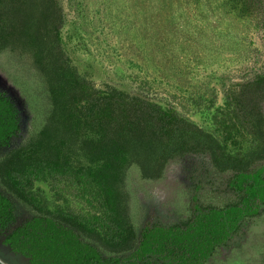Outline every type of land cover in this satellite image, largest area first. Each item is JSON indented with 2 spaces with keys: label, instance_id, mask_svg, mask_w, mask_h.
Instances as JSON below:
<instances>
[{
  "label": "rangeland",
  "instance_id": "obj_1",
  "mask_svg": "<svg viewBox=\"0 0 264 264\" xmlns=\"http://www.w3.org/2000/svg\"><path fill=\"white\" fill-rule=\"evenodd\" d=\"M55 1L63 12L61 49L83 79L175 110L210 150L169 159L158 178L132 165L123 182L105 192L91 186L87 198L100 194L123 206L133 244L145 228L183 224L198 207L237 202L228 187L231 174L242 166L264 167V138L250 125L259 110L264 116V91L254 86L264 77V0ZM0 90L20 118V133L0 149L1 163L11 148L38 134L52 110L47 78L30 47L0 52ZM83 191L64 182L36 183L34 206L13 201V227L46 212L91 216L98 204L89 205ZM0 194H7L1 183ZM0 257L29 264L2 234ZM206 264H264V207Z\"/></svg>",
  "mask_w": 264,
  "mask_h": 264
},
{
  "label": "trees",
  "instance_id": "obj_2",
  "mask_svg": "<svg viewBox=\"0 0 264 264\" xmlns=\"http://www.w3.org/2000/svg\"><path fill=\"white\" fill-rule=\"evenodd\" d=\"M37 16V18H36ZM63 12L55 0H0V52L30 47L47 78L52 110L46 125L0 163V234L29 264H206L243 223L264 207V167L242 166L228 187L237 202L198 207L183 224L145 228L136 244L124 207L108 197L87 198L89 187L106 191L138 165L146 178L160 177L169 159L210 152L199 130L173 109L114 87L99 90L83 79L61 49ZM264 91V77L255 83ZM258 103V102H257ZM250 120V119H249ZM264 138L261 110L252 116ZM20 133L18 110L0 90V149ZM64 182L81 188L97 206L91 216L52 212L13 227V201L34 206L36 183ZM122 195L114 197L119 202ZM130 246L125 256H107ZM101 247V249H100Z\"/></svg>",
  "mask_w": 264,
  "mask_h": 264
},
{
  "label": "water",
  "instance_id": "obj_3",
  "mask_svg": "<svg viewBox=\"0 0 264 264\" xmlns=\"http://www.w3.org/2000/svg\"><path fill=\"white\" fill-rule=\"evenodd\" d=\"M0 264H6V263L0 259Z\"/></svg>",
  "mask_w": 264,
  "mask_h": 264
},
{
  "label": "flooded vegetation",
  "instance_id": "obj_4",
  "mask_svg": "<svg viewBox=\"0 0 264 264\" xmlns=\"http://www.w3.org/2000/svg\"><path fill=\"white\" fill-rule=\"evenodd\" d=\"M0 259L2 260V261H4L1 257H0ZM6 264H8L6 261H4Z\"/></svg>",
  "mask_w": 264,
  "mask_h": 264
}]
</instances>
